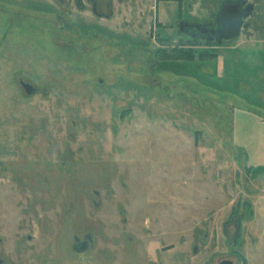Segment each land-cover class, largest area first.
<instances>
[{
	"label": "rangeland",
	"instance_id": "rangeland-1",
	"mask_svg": "<svg viewBox=\"0 0 264 264\" xmlns=\"http://www.w3.org/2000/svg\"><path fill=\"white\" fill-rule=\"evenodd\" d=\"M18 1L0 0V264H264V0L219 47L171 28L219 0L109 21ZM76 196L75 218L48 206Z\"/></svg>",
	"mask_w": 264,
	"mask_h": 264
},
{
	"label": "flooded vegetation",
	"instance_id": "flooded-vegetation-1",
	"mask_svg": "<svg viewBox=\"0 0 264 264\" xmlns=\"http://www.w3.org/2000/svg\"><path fill=\"white\" fill-rule=\"evenodd\" d=\"M14 4H18V0H13ZM127 0H74V3L79 8L84 9L85 6L92 12L93 17L98 18L99 20L112 19L115 15L114 11V2L118 5H123ZM161 0H153L155 13H158V4ZM177 3L179 6H187L188 11L191 10V4L189 0H171ZM22 4V3H21ZM86 11V10H82ZM189 13V12H188ZM256 14V8L252 3H249L247 0H219L216 3V11L210 17V20H201L197 17L193 18H183L180 17L174 24H172V29L175 35L179 38H186L187 42L192 43H202L205 45H216L223 46L226 43L232 42L237 38L241 32L248 27V22L252 21ZM152 15V13H151ZM60 19V17H59ZM157 17L154 19L156 20ZM240 24L241 28L239 30V35L235 38H231L232 33H234L235 27ZM65 23L60 28H64ZM125 26L127 24L125 23ZM158 54V53H157ZM18 84L22 91L27 96H32L35 93V87L31 84L24 82L22 79L18 81ZM25 86H31L33 88L32 93H28ZM70 151H67L66 157H59V153L52 154L50 162L56 165H65L66 163H71L76 165L78 160L68 159ZM70 158V157H69ZM101 186V185H100ZM109 183L106 182L104 187L107 188ZM31 198H34L32 196ZM76 200L67 199V207L63 199H57L55 204H47L48 206H60L63 208V213L66 218L71 215L76 217V212L78 209L79 199L78 196L75 197ZM35 205L40 204V202H33ZM65 205V206H64ZM74 244L72 249L78 254L86 251L90 246H92L93 239L89 235H83L81 238L74 237ZM223 261V260H220ZM219 261V262H220ZM218 262V263H219ZM217 263V264H218Z\"/></svg>",
	"mask_w": 264,
	"mask_h": 264
},
{
	"label": "water",
	"instance_id": "water-1",
	"mask_svg": "<svg viewBox=\"0 0 264 264\" xmlns=\"http://www.w3.org/2000/svg\"><path fill=\"white\" fill-rule=\"evenodd\" d=\"M241 26L240 24H238L235 29H234V33H232L231 38H235L236 36L239 35V30H240ZM27 89V92L30 94L33 92V88L31 86H25ZM218 264H233L231 261L228 260H223L220 261Z\"/></svg>",
	"mask_w": 264,
	"mask_h": 264
},
{
	"label": "trees",
	"instance_id": "trees-1",
	"mask_svg": "<svg viewBox=\"0 0 264 264\" xmlns=\"http://www.w3.org/2000/svg\"><path fill=\"white\" fill-rule=\"evenodd\" d=\"M182 54H183V57H180V58H185L186 60H192L193 59V55L190 54L189 52L188 53L182 52ZM175 58H177V57H175Z\"/></svg>",
	"mask_w": 264,
	"mask_h": 264
}]
</instances>
